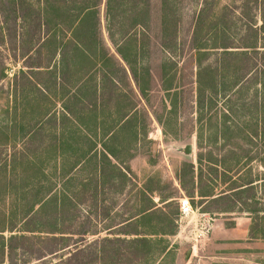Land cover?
<instances>
[{
	"label": "rangeland",
	"instance_id": "rangeland-1",
	"mask_svg": "<svg viewBox=\"0 0 264 264\" xmlns=\"http://www.w3.org/2000/svg\"><path fill=\"white\" fill-rule=\"evenodd\" d=\"M133 1L139 7L136 10L142 6L139 1H147L146 38L140 35L145 49L136 51L137 60L143 53L146 57L136 67L134 63L136 82L123 78L117 97L119 105H137L139 117L133 114L131 122L135 127L140 123L135 129L140 131L139 135L130 133L128 139L125 133L115 147L114 141H107L118 150V173L122 169L142 173L167 195L178 189L174 180L179 167L185 169L183 176L193 163L198 171L213 168L217 173L225 164L240 163L243 172L236 184L254 179L255 189H244L232 204L214 205L242 211L233 215H203L199 199L193 200L194 207L183 193L194 213L180 214L182 221L175 224L171 217L176 206H170L168 217H157L154 222L159 236L144 237L146 241H132L136 237L108 230L121 219L119 208L131 209V204L120 205L130 196L118 193L116 197L104 184L106 180L100 188H105L103 195L95 194L96 161L76 163L90 152L75 128L91 118L83 119L82 107L75 109L73 103L71 114L62 100L78 91L67 92L66 81L71 78L74 88L87 74L85 70L76 75L74 67L65 65V52L64 57L58 54L69 38L78 8L86 2L0 0V185L5 179L8 183L6 191L0 190V221L5 217L17 226L14 232H5L20 237L13 241L20 246L12 254L13 262L64 260L69 248L63 249V242L57 253L36 258L47 235L39 229L56 228L58 238L100 239L101 264H264V0H116L114 12L127 20L125 11ZM98 3L100 31L106 38L107 0ZM89 19L81 20L76 32ZM107 117L113 124L118 114ZM225 119L236 129L226 131ZM75 121L80 124L76 126ZM186 144L194 147L190 157L180 152ZM102 148L106 150L100 146L97 151ZM213 160L220 168L208 163ZM109 166L105 164L106 172ZM214 184L221 189L233 186ZM48 191L55 195L48 210L51 218L43 219L40 213L29 224L25 213L37 211L39 199ZM112 202L118 203V209L107 216ZM246 210L261 211L249 216Z\"/></svg>",
	"mask_w": 264,
	"mask_h": 264
},
{
	"label": "trees",
	"instance_id": "trees-1",
	"mask_svg": "<svg viewBox=\"0 0 264 264\" xmlns=\"http://www.w3.org/2000/svg\"><path fill=\"white\" fill-rule=\"evenodd\" d=\"M75 1H80L83 2L85 1L86 4L81 8H78V13L75 15L76 19L72 22L70 25L68 31L69 33V38L66 42H64L62 45L63 47L58 48V54H61L63 56V52H65V65L68 64L70 67H74L73 72L77 73L76 75H82L85 70H87V74H83V76H90L94 74H98L101 76H127V72L123 68H118L117 72H113V70H110L107 68L109 64L115 60V58L108 53L109 49L105 45V42L102 38V33L100 31V22L99 18L97 17V6H98V0H75ZM114 2L116 0H107L106 3V10H105V17H106V31L108 34V37L117 51V53L121 56V58L125 61V63L128 65L129 70L131 72V75L135 78V72H133V67L135 63V67L138 64V60L143 57H146L145 53H141L142 55L138 58H136V51H142L145 49V41L143 42L140 39V35H142L144 38H146V29H147V1L141 2L139 1L138 3H142L140 9L136 10L138 5L133 4L127 8L125 11L127 20L126 18L123 19V17L120 14H117L114 12ZM139 8V7H138ZM129 13L131 14L129 16ZM71 15L68 14L67 17H70ZM129 16V17H128ZM84 18H90L88 21L87 26L83 30H80L79 32H76V26L83 20ZM264 19V18H263ZM126 20V22H125ZM264 24V22H263ZM135 38V39H134ZM138 38V40H136ZM46 41V40H45ZM137 41V43L134 42ZM67 47V49H66ZM56 52V49L54 50ZM64 57V56H63ZM94 60L99 63L101 67H104L106 70L97 69L94 72H91L88 70V66L90 61L94 62ZM123 72L126 74L124 75ZM146 75V74H145ZM144 76V75H143ZM136 79V78H135ZM225 123L228 124L229 122L225 119ZM236 126L233 125L231 126L228 124L226 126V131H232V129H236ZM226 139V137L224 138ZM72 141V140H71ZM83 144V143H82ZM83 160V156L78 158L76 163L78 162L79 164ZM201 160V159H200ZM84 163V162H83ZM213 162H210V165ZM238 163V162H236ZM216 164V163H215ZM222 164V163H221ZM105 165V164H104ZM96 182H95V191L96 195L99 197L100 192L98 189L102 185L101 181V173L103 170V165L96 164ZM190 168L187 171V174L185 176L188 178L190 183L194 185V176H195V170H194V165L190 164ZM202 171L201 169L199 171V178L202 177ZM243 172V169L240 167L239 164H235L234 166L228 167L226 164L223 167L222 172H216L215 169L209 168L207 171L206 178L208 177V185L212 183V177L216 178L219 176L221 178V182H223L224 185H229L233 184L232 187L226 186V188H223L221 191V196L216 197V198H210L209 200H201L200 204L205 201L206 205H204L201 209L200 212L205 213V214H211L215 215L216 213H242V211L239 209L235 208H218L214 207L215 204L224 201L226 203L230 202H235L239 201V196L243 192L244 189H255V180L251 179L250 181L243 183L241 182L240 184H236L237 181L240 182V180H237L238 177H241ZM108 174L104 173V180H107ZM237 177V178H236ZM124 180H122V184L126 181V176L123 177ZM237 181H236V180ZM8 183L6 179L4 182L0 185V190H5L8 188ZM84 188L87 186H91L89 184H82ZM182 185L184 187L183 181ZM186 189V185H185ZM187 193L193 197L194 192L188 191ZM192 193V195H191ZM212 194H207L205 196H211ZM55 198L54 194H51L50 191L46 193L44 197H41L39 199V202L41 205L37 211L28 210L30 212H26V221H29V224L32 220L36 219L38 215L44 214L46 218L43 219H49L51 218V214H48V210L52 208V202ZM230 203V204H232ZM175 205L174 201L169 202L168 204L164 205V208L166 209L165 211L163 209H157L155 211V216L157 217H168L169 211L167 210L170 206ZM193 206L195 207L194 201H193ZM115 207V203L112 202L111 207L109 208V213L107 216L110 215L111 210ZM101 210V209H100ZM261 210H246L247 213L250 215L253 213H259ZM142 213V212H141ZM179 211L176 206V211L174 215H172L171 219H177L179 217ZM5 217H2V225L0 224V264H5L6 262L9 264H15L12 259V254L15 252L17 249H20V246L17 247L13 245V241L19 239L20 237L14 236L15 234L12 235H5V232L9 231L14 232L17 230V226L14 224H9L6 222L4 219ZM50 224V222H48ZM115 225V224H114ZM34 229V228H32ZM28 231H36V230H28ZM40 232H45L47 233L46 236L42 237V243L44 244L42 246V249L39 250L38 256L36 257L38 260H43V258L47 257L48 255L57 253L61 248L59 243L63 242L64 248H69L68 251V256L55 264H87L91 260H94L96 263L101 264L103 261L104 257V250L102 246V242L100 239L94 240L92 242H88L86 235H82L79 240H72L69 238H63L64 236H61L58 238L56 236L57 229L56 228H45V231L42 229H39ZM86 234V233H85ZM144 234L140 233L139 238H135L132 241H146V238H144ZM120 239V238H117ZM22 264V263H21ZM23 264H29L27 260H24Z\"/></svg>",
	"mask_w": 264,
	"mask_h": 264
},
{
	"label": "crops",
	"instance_id": "crops-1",
	"mask_svg": "<svg viewBox=\"0 0 264 264\" xmlns=\"http://www.w3.org/2000/svg\"><path fill=\"white\" fill-rule=\"evenodd\" d=\"M106 30V29H105ZM102 38L105 42V45L108 49H110V54L115 58L113 62L107 66L108 69L113 70V72H117L118 68H123L127 72V76H101L98 74L86 76L83 81H80L78 85H75L74 88H72L73 85H71V78L67 80L66 90L69 92L70 90L74 93L77 89L78 91L75 92V95L72 97L73 94H67L66 97H63V103H65V107L67 108L68 103V111L70 112L71 103L75 104V109H78V107H82L81 110V116H83V119H90V121H84L83 123H76L80 124L78 127L79 129L75 128V131L78 134H82L84 147L89 149L90 154H88V157L83 159L82 161L88 164L89 162L92 163L93 160L96 161V164L103 165L102 170V177L101 181L104 180V173L108 174L107 180L104 181V184L108 188H111L112 191H114V194L117 197V194L120 193L122 195L130 196V200L125 199L120 205H130L131 209L126 210L127 206L119 208L118 211H122L123 214L120 216V220L116 221L108 230H115L117 234L122 233V236H131V237H140V233L144 234L145 237H155L159 236L160 231H156L155 228V211L157 209H163L164 205L168 204L169 202L174 201L175 206H177V209L180 213V204L179 201L184 196L182 195L185 193L187 196L191 198V200H195L196 198L201 200H209L210 198H216L221 196V187L218 188L216 184L220 186L221 178L218 176L217 179L212 177V183L208 185V178H206L204 168L202 171V177L199 178V171L195 168V176H194V185L190 183L189 180H187V177L185 174L182 176V173L185 169L182 170V167H179L178 170H176V179L174 180L175 186L178 187L177 190H174L172 193L165 195L163 191H161L156 183L152 184L148 178V176H143L142 173L139 172H133L135 170H130L131 172H124V170H119L120 173H118V150L117 148L113 149L108 145L110 142L114 141V147L118 145L117 141L123 142V139L125 137V133L127 134V139L130 138L131 134L139 135L138 129L135 130L137 127H139V124H137V127L134 126V123L131 122L132 115L134 114L135 119L139 117L140 113H137V105L132 106V108H129L128 106H125L122 102V104L119 105L118 97H117V86L120 84L123 78H126L128 82L132 80L133 82H136V79L131 75V72L129 70L128 65L125 63V61L121 58V56L117 53L115 48L113 47L110 39L108 36ZM114 49H113V48ZM97 69L106 70L104 67H101L99 63H97L96 60L92 62L91 66H88V70L91 72H94ZM107 71V70H106ZM144 81V80H143ZM163 81V80H162ZM137 83H142V81H137ZM82 87V88H81ZM137 87L141 89V85L137 84ZM82 89H84V93L81 94ZM169 90H167L168 92ZM81 94V95H80ZM78 100L77 104L74 100ZM68 101V102H67ZM72 101V102H71ZM113 102V103H112ZM79 105V106H77ZM71 113V112H70ZM114 115L118 114V117L116 119L117 122L115 123H109V119L107 117L108 114ZM72 114V113H71ZM77 113H74L73 115H76ZM102 118H101V117ZM80 118V117H79ZM77 119V118H76ZM80 121V120H79ZM205 120L202 118L201 122H204ZM131 122V123H130ZM163 124L166 125V123ZM133 124V125H132ZM131 133V134H130ZM71 140V139H69ZM107 141H110L107 143ZM116 141V143H115ZM100 146L106 147V150L102 148L103 151L99 153L98 148ZM194 152V147H193ZM193 155V154H192ZM191 155V156H192ZM93 156V158L91 157ZM190 157V156H189ZM220 158V157H219ZM211 164L212 167H218L214 163L216 161H212ZM218 163H222L220 159L217 160ZM123 163V162H122ZM210 164V162H208ZM104 164H111L109 166V172L105 171V165ZM116 164V166L114 165ZM194 164V163H193ZM97 166L95 167L96 171ZM220 168V167H218ZM115 169V174L112 173V170ZM182 172V173H181ZM207 173V171H206ZM96 175V174H95ZM126 176V181L122 184L123 177ZM182 181L184 184V187L182 185ZM257 182V181H255ZM181 188H180V186ZM188 184V187H190V191L194 192L193 197H191L187 193V187L185 189V185ZM255 184V183H254ZM103 185V181H102ZM100 186V188L102 187ZM115 186V189H113ZM211 186L212 188H209ZM99 192L100 195H103L104 189H100ZM209 188V189H208ZM189 191V190H188ZM109 192V191H108ZM112 194V193H110ZM207 194H212L211 196H205ZM192 195V193H191ZM115 197V196H113ZM116 199V198H114ZM147 200V201H145ZM107 203V202H106ZM204 205H206L205 201L201 204H199L198 208H202ZM126 208V209H125ZM118 209V203L115 202V207L111 210V213H113L115 210ZM200 211V210H199ZM142 212V213H141ZM246 213V212H244ZM219 214H227V213H216ZM233 214H239V213H231ZM250 216L249 213H246ZM205 215V213L203 214ZM179 217L180 214H179ZM179 217L177 219H173L175 224H178L182 220L179 221ZM134 230L126 231L122 230L123 228H134ZM166 234V233H165ZM169 235V234H166ZM170 235H175V231L171 232Z\"/></svg>",
	"mask_w": 264,
	"mask_h": 264
},
{
	"label": "built area",
	"instance_id": "built-area-1",
	"mask_svg": "<svg viewBox=\"0 0 264 264\" xmlns=\"http://www.w3.org/2000/svg\"><path fill=\"white\" fill-rule=\"evenodd\" d=\"M180 204V214L184 216L191 215L194 213V210L192 208V204L189 198L183 197L179 201Z\"/></svg>",
	"mask_w": 264,
	"mask_h": 264
},
{
	"label": "water",
	"instance_id": "water-1",
	"mask_svg": "<svg viewBox=\"0 0 264 264\" xmlns=\"http://www.w3.org/2000/svg\"><path fill=\"white\" fill-rule=\"evenodd\" d=\"M180 152L184 153L187 156H191L193 154V145L186 144L183 148L180 149Z\"/></svg>",
	"mask_w": 264,
	"mask_h": 264
}]
</instances>
